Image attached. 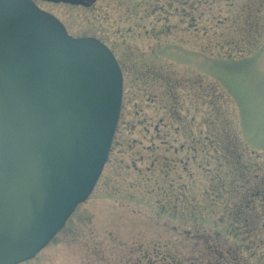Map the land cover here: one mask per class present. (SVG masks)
<instances>
[{
	"label": "rangeland",
	"instance_id": "obj_1",
	"mask_svg": "<svg viewBox=\"0 0 264 264\" xmlns=\"http://www.w3.org/2000/svg\"><path fill=\"white\" fill-rule=\"evenodd\" d=\"M61 8L117 59L121 109L92 191L18 264H264V0Z\"/></svg>",
	"mask_w": 264,
	"mask_h": 264
},
{
	"label": "water",
	"instance_id": "obj_2",
	"mask_svg": "<svg viewBox=\"0 0 264 264\" xmlns=\"http://www.w3.org/2000/svg\"><path fill=\"white\" fill-rule=\"evenodd\" d=\"M122 103V73L31 0H0V264L31 259L95 186Z\"/></svg>",
	"mask_w": 264,
	"mask_h": 264
},
{
	"label": "flooded vegetation",
	"instance_id": "obj_3",
	"mask_svg": "<svg viewBox=\"0 0 264 264\" xmlns=\"http://www.w3.org/2000/svg\"><path fill=\"white\" fill-rule=\"evenodd\" d=\"M32 2L41 10L54 15L65 27L68 32V27L64 21L60 19L63 6L88 8L91 7L96 0H32Z\"/></svg>",
	"mask_w": 264,
	"mask_h": 264
},
{
	"label": "trees",
	"instance_id": "obj_4",
	"mask_svg": "<svg viewBox=\"0 0 264 264\" xmlns=\"http://www.w3.org/2000/svg\"><path fill=\"white\" fill-rule=\"evenodd\" d=\"M233 260L236 262V257H233Z\"/></svg>",
	"mask_w": 264,
	"mask_h": 264
}]
</instances>
